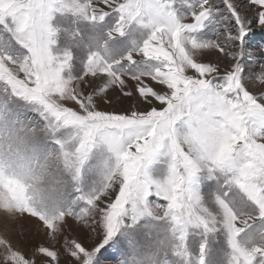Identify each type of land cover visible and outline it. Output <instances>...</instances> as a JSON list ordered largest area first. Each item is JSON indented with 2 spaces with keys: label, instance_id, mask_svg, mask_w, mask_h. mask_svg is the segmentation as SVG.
<instances>
[{
  "label": "snow or ice",
  "instance_id": "obj_1",
  "mask_svg": "<svg viewBox=\"0 0 264 264\" xmlns=\"http://www.w3.org/2000/svg\"><path fill=\"white\" fill-rule=\"evenodd\" d=\"M138 2L147 7L134 9ZM55 14L94 25L115 14L108 40L133 27L147 35L111 62L90 54L83 72L72 75L71 51H52ZM221 20L230 23L220 28ZM256 26L264 29V0H222L219 7L217 0H0V30L8 34L0 36V93L18 106L39 105L37 118L48 124L54 143L77 136L78 152L109 158L102 170L83 171L69 197L77 217L71 230L98 242L91 248L80 242L83 253L65 264H98L95 258L121 229L153 233V205L181 214L171 216L182 225L174 236V264H209L210 240L219 234L227 264H264V247L255 243L264 240V67H242L245 38ZM211 52L227 61L223 74ZM209 114L219 144L193 141V158L180 145V130ZM199 161L207 164L203 172ZM113 175L120 180L114 185ZM202 181L209 182L204 194ZM194 234L202 238L195 261L188 249Z\"/></svg>",
  "mask_w": 264,
  "mask_h": 264
},
{
  "label": "rangeland",
  "instance_id": "obj_2",
  "mask_svg": "<svg viewBox=\"0 0 264 264\" xmlns=\"http://www.w3.org/2000/svg\"><path fill=\"white\" fill-rule=\"evenodd\" d=\"M221 3L222 0H217L218 7ZM177 6L183 8L185 12L188 11L182 3ZM100 7L104 6L100 5ZM105 10L108 9L105 8ZM222 11L227 17L226 10L222 9ZM117 21L118 17L115 14L95 25L71 14H55L51 23L52 27L59 31L56 37V46L52 49L53 54H57L58 51H71L73 57L72 75L83 72L87 57L94 52L99 53L109 62L118 59L138 45L147 34L133 27L128 30L125 36L108 40L107 33L114 29ZM226 23H230V21L221 20L218 22V26L223 28ZM7 35L0 30V36L7 37ZM213 35L214 33L209 32L207 38H212ZM173 43H177L175 37ZM243 46L242 67L245 70L256 69L257 71L264 67V29L259 26L254 27L245 38ZM231 51L239 52L240 49L234 48ZM152 55H156V53H152ZM209 59L212 63L219 64L221 74H223L224 66L227 63L225 58L216 52H211ZM135 67L133 66V68ZM131 70L129 69V71ZM157 90H159L158 87ZM208 184V181L200 183L201 194L209 191ZM0 189L7 191L9 195V200L0 206V264H7L9 258L14 259L16 264H49V260H42V257L49 258L51 264H65L70 255L83 253V249L79 247L80 242L87 248H91L94 243L98 242V238L80 236L71 230L76 227L77 217L73 216L70 211L73 207L69 203L70 196L53 201L46 207H35L28 201L22 186L8 182L0 184ZM25 213L28 214L27 217ZM149 223L155 225V230L151 233L153 241L166 242L170 249L165 255V261H162L161 264H174L171 253L176 241L169 238L168 222L155 221L150 217ZM25 234L28 235L27 241L17 239ZM201 239L199 235L195 234L188 238V249L192 253L193 261L199 255ZM262 241L264 240L257 239L255 243L260 245ZM37 243L40 244L39 248L31 247ZM210 248L209 264H227L228 249L223 234L210 240ZM151 250L152 240L149 239L148 232L139 229L135 231L121 229L101 249L95 259L98 264H133L138 257ZM20 254L27 259H22ZM69 264H74V262L69 261Z\"/></svg>",
  "mask_w": 264,
  "mask_h": 264
},
{
  "label": "clouds",
  "instance_id": "obj_3",
  "mask_svg": "<svg viewBox=\"0 0 264 264\" xmlns=\"http://www.w3.org/2000/svg\"><path fill=\"white\" fill-rule=\"evenodd\" d=\"M134 9L143 11L147 6L136 3ZM163 19H157L156 24H163ZM7 96V99L4 97ZM54 105L62 107L55 96L47 97ZM0 184L9 181L23 187L28 201L35 207H46L53 201H59L71 196L78 189V178L88 169H103L109 159L98 156L96 152L87 155L78 152L79 140L74 136L71 143L57 144L53 142L52 130L47 123L41 124L37 118L40 106L29 103L18 106L13 97L0 93ZM212 115L204 118L192 117L187 127L180 130L179 141L183 150L196 158L193 141L204 140L209 147L218 146L220 137L213 131ZM200 171L207 168V164L199 161ZM111 183H119V176L113 175ZM9 200L7 191L0 189V206ZM94 211V209H93ZM167 206H151L150 217L155 221H167L169 238L174 239L182 225L171 221L172 215ZM131 225H129V229ZM152 250L138 257L133 264H161L170 249L166 242H154ZM264 247V241L260 244Z\"/></svg>",
  "mask_w": 264,
  "mask_h": 264
}]
</instances>
